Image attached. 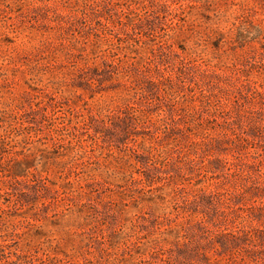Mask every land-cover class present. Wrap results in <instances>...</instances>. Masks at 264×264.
<instances>
[{
    "label": "rangeland",
    "instance_id": "obj_1",
    "mask_svg": "<svg viewBox=\"0 0 264 264\" xmlns=\"http://www.w3.org/2000/svg\"><path fill=\"white\" fill-rule=\"evenodd\" d=\"M0 264H264V0H0Z\"/></svg>",
    "mask_w": 264,
    "mask_h": 264
}]
</instances>
